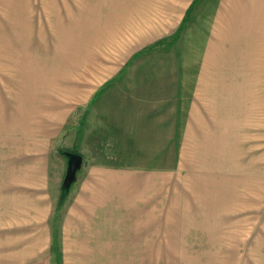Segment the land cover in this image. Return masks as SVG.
<instances>
[{"label": "rangeland", "instance_id": "374dc122", "mask_svg": "<svg viewBox=\"0 0 264 264\" xmlns=\"http://www.w3.org/2000/svg\"><path fill=\"white\" fill-rule=\"evenodd\" d=\"M138 85L155 150L106 120ZM262 104L264 0H0V264H264Z\"/></svg>", "mask_w": 264, "mask_h": 264}, {"label": "crops", "instance_id": "0c3cea01", "mask_svg": "<svg viewBox=\"0 0 264 264\" xmlns=\"http://www.w3.org/2000/svg\"><path fill=\"white\" fill-rule=\"evenodd\" d=\"M102 88L105 87L103 86ZM118 88L120 91H122L120 87ZM152 88L156 90L158 86H153ZM129 92L131 93L132 111L130 112L124 111L125 107H123L122 106L123 104L121 103L122 98H120L119 94H117L114 95V98L110 104L112 109H108V110H114V113L110 116H106V120L110 123V129H111L110 133L112 132V136L114 138V145L129 144V146H133V147L134 146L140 147L143 145V147L148 146V149L150 150H155L158 144L162 145L163 141L159 143L158 140L163 139L164 136V131H163L164 129L161 128V126H159V124L163 123V119H162L163 117L159 116V109L156 106H153V103L156 100L154 98L155 95H153V97L149 96L150 95L149 93H151L150 89L143 85L130 87ZM96 94H97V89L94 91V94L90 99H92ZM141 94L144 95L143 100L142 97L141 98L138 97ZM118 104H122V105L114 106ZM112 124H115L116 126L113 128L111 127ZM86 125H87L86 121L83 119L80 120L77 125L75 142L73 144V146H75L76 148V151L79 143L81 142V137L83 136V132H85L84 129L86 128ZM251 125H253V127H251ZM241 129L262 130L261 134L253 135V141L259 139V142L253 144L254 148H253V153L251 154H252V159L260 160L261 162H264V153L262 152L257 154L255 152V147L259 146L260 141L264 139V104H262V106L261 105L256 106L254 109H252L251 113L247 111L245 118L243 119V125L239 128V130ZM78 130H79V134L77 133ZM91 132H93V130ZM126 141H129V143H126ZM243 141L246 142L248 141V139L245 137ZM148 149L146 150L148 151ZM242 149L244 150V152L246 151L245 147H243ZM146 150H144L143 153ZM246 152H248V149ZM255 168L256 166L253 167V170H255ZM259 172H260V176L263 177V182H264V165L259 166ZM98 175L99 177H96V184L98 186H102L103 184L99 185L98 183H99V179L105 180L104 176H102L101 173H99ZM90 182L95 184V178L93 177L90 178ZM262 191H264V189ZM82 197L83 196H81V198ZM79 199L80 198H78L77 201H79ZM263 205H264V201H261V205L258 208L259 213L263 208ZM261 222L262 221L260 217V223ZM262 230L264 234L263 227ZM262 250L264 251V248H262Z\"/></svg>", "mask_w": 264, "mask_h": 264}, {"label": "trees", "instance_id": "16d2710c", "mask_svg": "<svg viewBox=\"0 0 264 264\" xmlns=\"http://www.w3.org/2000/svg\"><path fill=\"white\" fill-rule=\"evenodd\" d=\"M79 134V130L77 132ZM66 152H77L75 146L72 147V149L69 148H58V153L63 155ZM75 172L72 173H68L66 174V176L64 175V177L62 178L61 184H60V188H59V193H58V197H57V201H56V205H55V211H54V215L57 216L59 214V210L61 205L63 204L65 198L67 197V195L69 194L70 190L73 187V184L76 180Z\"/></svg>", "mask_w": 264, "mask_h": 264}, {"label": "water", "instance_id": "95a60500", "mask_svg": "<svg viewBox=\"0 0 264 264\" xmlns=\"http://www.w3.org/2000/svg\"><path fill=\"white\" fill-rule=\"evenodd\" d=\"M66 154H69V160H68V166L65 172V176L66 174L72 173L75 171V166L80 156L78 153H74V152H70V153L66 152Z\"/></svg>", "mask_w": 264, "mask_h": 264}]
</instances>
